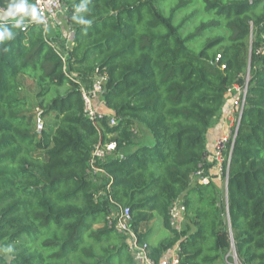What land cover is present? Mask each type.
<instances>
[{"label": "trees", "instance_id": "trees-1", "mask_svg": "<svg viewBox=\"0 0 264 264\" xmlns=\"http://www.w3.org/2000/svg\"><path fill=\"white\" fill-rule=\"evenodd\" d=\"M63 1L70 43L67 31L0 19L14 34L0 42V264H134L126 236L108 224L112 201L130 208L143 240L145 225L162 220L169 235L151 245L156 261L178 245L182 264H233V250L241 264H264V52L256 53L264 0ZM248 68L224 198L213 178L192 176L232 101L228 89ZM101 75L97 95L114 126L85 110L79 79ZM139 122L153 144L133 141ZM110 140L117 149L100 163L107 174L90 173L94 146ZM177 199L186 206L181 230L171 224Z\"/></svg>", "mask_w": 264, "mask_h": 264}, {"label": "built area", "instance_id": "built-area-1", "mask_svg": "<svg viewBox=\"0 0 264 264\" xmlns=\"http://www.w3.org/2000/svg\"><path fill=\"white\" fill-rule=\"evenodd\" d=\"M29 4H34L37 7L38 13L42 17V22H40L44 28L46 34H49L50 29L54 26L59 19H64L67 25V38L68 43L72 42L75 36L74 30L70 27V19L66 14V6L63 0H28ZM2 8V7H1ZM5 9V8H2ZM26 20V23L23 29L29 23H32L31 19ZM250 42L251 48L253 50V41L255 39V33L253 27L250 31ZM264 39V35H263ZM264 52V46L261 45L256 49L257 54ZM64 60L66 56H63ZM242 82L237 81L229 89L228 93L232 96V112L229 116V129L226 133L217 137L213 143L211 150L204 152L203 162L200 165V168L193 174V179L200 183H207L212 175L210 171H216L222 178L225 179L226 184L228 182V170L230 168L231 154L235 139L238 134L241 116L245 108L248 85L251 79L250 69L242 75ZM106 76H98L92 84L88 87L82 86V94L85 100L86 112L89 118L94 122L98 123L102 119H106L109 126H114L117 124V118L112 114L101 113L93 103V96L99 94L103 91V85L105 83ZM44 126V120L40 114L37 116V130L41 131ZM117 149V141H100L98 142L92 151V156L90 158L89 172L96 173H105L106 170L100 166L101 161H103L107 155L112 154ZM208 162H213V166L206 170L205 165ZM112 180V179H111ZM111 180L108 183V190H111ZM227 196V193H226ZM227 200V199H226ZM114 206L110 207L109 213L107 215V221L109 226L113 227L117 232L122 233L126 236V241L128 245V251L132 254L134 258V264H182L181 257L179 253V246L176 245L174 248L166 251L159 259L156 261L151 255V245L149 241L143 240L139 233L133 226V216L130 211V208L127 206L120 205L115 201H112ZM171 224L173 227L181 230L186 224V206L185 204L177 199L174 201L170 208ZM233 257V264H241L238 259V256L233 250L231 252Z\"/></svg>", "mask_w": 264, "mask_h": 264}, {"label": "crops", "instance_id": "crops-1", "mask_svg": "<svg viewBox=\"0 0 264 264\" xmlns=\"http://www.w3.org/2000/svg\"><path fill=\"white\" fill-rule=\"evenodd\" d=\"M0 9H2L0 7ZM66 24V23H65ZM62 19H59V21L57 23L54 24V26L50 29L49 34H60L63 33L66 35V31H67V25H65ZM239 82H242L243 77L241 76L239 79ZM81 85H84L86 87H88L90 85V80L82 77L79 79ZM93 103L94 106L101 112V113H105V114H110V110L107 108V106L105 105V102L102 98H100L97 94L93 96ZM232 101L230 100V102L228 103L227 106L224 107L223 109V113L222 115L215 120V122L213 123L212 127L210 128L209 132H208V149H212L213 147V143L215 141V139L219 136H221L222 134L226 133L229 129V116L232 112ZM137 126H140V128L142 129V131L144 132V134H146V130L148 129L146 126H144L142 123H137ZM149 130V129H148ZM149 135V134H148ZM151 139V138H150ZM136 143H147L150 144V142H143L142 139H134L133 140ZM211 168V167H210ZM210 174L212 175L211 178L214 179V181L218 184H220L223 180V178L214 170L210 171ZM197 181L193 179V183H196ZM221 185V184H220ZM226 189V186H225ZM147 229H150V226L145 225L144 227V231H146ZM159 231V228L156 229H151L150 233H149V240L151 241V238L153 237V232H157ZM155 244V243H153Z\"/></svg>", "mask_w": 264, "mask_h": 264}, {"label": "clouds", "instance_id": "clouds-1", "mask_svg": "<svg viewBox=\"0 0 264 264\" xmlns=\"http://www.w3.org/2000/svg\"><path fill=\"white\" fill-rule=\"evenodd\" d=\"M26 18H30L32 21L40 23L42 17L37 11V7L34 4H29L28 0H11L8 3L6 9H0V19L3 21H14L13 28H21L24 25ZM80 23H89L88 21L81 20ZM14 38V34L7 27L0 29V42L11 40ZM6 253H11V248L3 250Z\"/></svg>", "mask_w": 264, "mask_h": 264}, {"label": "rangeland", "instance_id": "rangeland-1", "mask_svg": "<svg viewBox=\"0 0 264 264\" xmlns=\"http://www.w3.org/2000/svg\"><path fill=\"white\" fill-rule=\"evenodd\" d=\"M62 20H63V22L65 24V20L64 19H62ZM33 85H34V82H33L32 79H26L24 81V93L27 94V95H30V97L35 99L34 93H33L32 89H31V87H33ZM139 138L142 139L143 142H150V144L154 143V138H153L152 134L150 133V131L148 129L146 130V134H144V132L142 131L140 126H135V137L133 138V140L134 139H139ZM220 184H221L220 186L223 189V197L226 198V189H225L226 181H225L224 178H223V180H222V182ZM161 221L162 220L159 217H157L153 221H151L150 223L147 224L148 226H150V229H152V230L156 229V228H159V231L153 232V235H152L153 237L151 238V241L149 240L150 245H152L153 243L158 242L161 238L169 235V231L163 228Z\"/></svg>", "mask_w": 264, "mask_h": 264}, {"label": "water", "instance_id": "water-1", "mask_svg": "<svg viewBox=\"0 0 264 264\" xmlns=\"http://www.w3.org/2000/svg\"><path fill=\"white\" fill-rule=\"evenodd\" d=\"M226 193H228V182L226 184ZM0 252H1V246H0ZM5 258L9 261L10 260V256L6 255Z\"/></svg>", "mask_w": 264, "mask_h": 264}]
</instances>
